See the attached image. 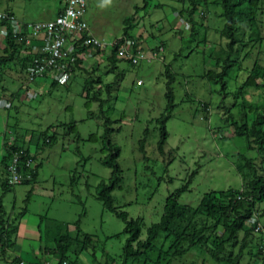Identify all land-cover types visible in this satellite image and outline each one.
<instances>
[{
    "label": "rangeland",
    "instance_id": "rangeland-1",
    "mask_svg": "<svg viewBox=\"0 0 264 264\" xmlns=\"http://www.w3.org/2000/svg\"><path fill=\"white\" fill-rule=\"evenodd\" d=\"M205 1L197 6L194 18L200 10H207L211 16L199 20L203 26L210 21L214 25L199 26L191 34V23L179 15L178 0H86L84 18L91 32L106 43L122 35L124 18L134 13L131 21L139 25L129 30L140 35L143 51L163 44L161 53L150 61L131 64L118 57L110 69L108 44L101 54L85 55L70 77L54 85L47 74L29 80L26 70L17 73V59L2 66L0 79L6 89L0 87V93L11 98L12 91L19 87L21 91L13 96V106L0 107V159L3 142L17 138L34 156L31 168L38 166L34 179L6 190L2 182L8 181L9 174L0 161V218L10 229L16 227L11 244L0 253V264H20L12 262L15 257L21 264H57L52 236L42 229L55 234L61 231L59 224L68 222V230L74 234L76 220L92 242L79 252L68 250L65 264H104L111 260L109 256L114 259L109 264H119L127 237L125 224L97 196L99 183H107L111 172L102 160L114 147L118 149L120 180L111 190L113 205L128 218L142 219V237L146 227L160 218L167 195L185 183L187 190L178 200L192 206L209 190L242 188L243 180L234 165L237 155L259 157L231 124L233 119L241 121V97H235L234 91L245 73L234 68L231 74H237V80L226 79L224 89L205 75L214 64L212 42L220 46L226 42L219 4ZM63 3L0 0V10H10L16 20L29 23L54 17ZM2 46L0 34V53ZM259 51L253 47L242 66L248 69L257 53L264 63V47ZM167 64L173 73L169 86L172 106L165 96ZM96 78L100 83H88ZM164 114L169 116L162 124ZM162 125L167 138L159 150ZM43 136H50V142H44ZM258 166L260 169L264 162ZM258 206L264 208V200ZM259 217L264 222V214ZM245 225L249 227L250 221ZM252 240V246L259 242L258 237ZM196 251L172 264H200L203 253ZM256 262L246 253L240 260V264Z\"/></svg>",
    "mask_w": 264,
    "mask_h": 264
},
{
    "label": "trees",
    "instance_id": "trees-1",
    "mask_svg": "<svg viewBox=\"0 0 264 264\" xmlns=\"http://www.w3.org/2000/svg\"><path fill=\"white\" fill-rule=\"evenodd\" d=\"M185 1L188 3L183 6L182 4ZM215 2L219 4L221 10L223 22L221 32L226 42L223 46L212 42L214 46L210 57L213 59L214 64L213 68L208 69L205 75L210 79H214V81L220 82L224 89L228 79L237 80V74L233 77L231 74L234 68L238 70V73L240 71L245 73L244 79L234 91L235 97H241L240 104L242 107L238 112L241 115V121L233 119L231 124L234 125V132L237 135L245 137L247 146L258 152L259 157H256L259 159L257 161L256 157H248L239 153L234 165L243 180L242 188L209 190L201 195L196 206L180 203L178 200L181 193L187 190L188 183L170 192L165 199L160 218L146 227L145 235L142 237V219L140 217L128 218L125 211H121L113 205L111 190L120 180V168L116 162L118 149L114 147V151L102 160L103 164L111 168V172L107 183L103 181L99 183L97 196L104 206L115 212L125 224L123 233H126L127 237L122 247L119 264H172L174 260H182L191 250H198L197 253H203L200 264H240L244 253L250 255V260H255V262L257 260V264H264V235L255 232L254 225V227L249 226L247 228L245 225L251 218H253L252 223L262 222L259 215L264 214V208L258 206L259 202L264 200V166H260V169L258 166L264 162V63L260 61L258 55L259 50L264 47V0H215ZM178 3L182 6L178 10L179 15L185 16L186 21L191 23V34H196L199 26L213 27L215 21L211 22L210 18L211 25L206 24L203 26L199 20L207 14L208 17L211 16L210 13L206 12L207 10H200L197 19L194 18L197 6L205 4V0H178ZM135 8L138 9L139 6H135ZM60 10L61 8L56 15ZM2 11L7 15L14 16V13L10 10ZM132 15L125 17L123 20L125 27L121 38L110 45L111 50L107 56L110 69H113L116 61H118V50L123 38L127 37L134 40L140 38V35L130 33L134 25H139L138 21L134 23L131 21ZM0 25L5 26L8 30V33L2 39L0 73L2 66L13 59H17V63H15L17 67L14 68L17 73L27 71L33 58L39 57L38 52L35 53L30 50L32 46L25 43L22 33L16 34L18 38L12 34L10 21L3 19L0 21ZM204 38H206V34ZM158 46H163V44ZM158 46H156V49H158ZM255 46L258 49L257 57L247 69L242 66L243 60L250 55L251 49ZM104 47H96L90 44L88 46H76L72 54L75 57L72 71L82 64L83 55L87 52L101 54ZM164 74L167 78L165 96L168 99V105L172 106V92L169 86L173 81V73L168 64ZM57 81L54 78L51 84L54 85ZM100 81L99 78H96L88 81V83L98 84ZM0 85L1 90L5 91L6 84L2 83L1 79ZM252 88L255 91H251ZM20 91L21 88L19 87L10 93L11 98L7 97L6 99L12 100L13 96H19ZM94 97L95 99L98 98L96 95ZM11 106H13L12 101ZM168 116V114H164L161 117L162 124ZM106 134H108V130H106ZM166 138L167 133L164 125H162L158 141L159 150L162 149ZM50 140V136H43L44 142H50ZM18 141L17 138H14L11 143L3 142L4 153L0 161L3 170L8 172L7 168L13 156L19 154L16 170L24 178L21 182H28L34 179L38 164L34 168L27 165V162L32 160L34 156L31 155L28 147L24 148ZM107 142L108 147L112 149L109 137ZM2 183L6 190L15 185L10 184L5 179ZM78 223L79 220L74 222L77 228L74 234H71L68 230V222L59 224L61 231H56L55 234L52 231L46 232L45 227V229H42L45 234L52 236V249L58 255L57 264L67 263L68 250L73 249L74 252H79L87 249L88 245L91 244L92 237L85 232H81ZM0 224V253H2L11 244L13 238L11 239L10 235L11 233L15 234L16 227L10 229V225L4 224L1 218ZM241 232L243 234L239 237ZM255 237L259 238V242L253 244L255 250H252L251 241ZM237 245L238 248L235 250ZM39 247L42 249V246ZM108 258L111 260H106L104 264H109L114 260L110 256ZM16 260H18V263L21 262L16 257L12 259V262Z\"/></svg>",
    "mask_w": 264,
    "mask_h": 264
},
{
    "label": "built area",
    "instance_id": "built-area-1",
    "mask_svg": "<svg viewBox=\"0 0 264 264\" xmlns=\"http://www.w3.org/2000/svg\"><path fill=\"white\" fill-rule=\"evenodd\" d=\"M85 11L86 0H64L60 12L55 17L21 23L13 15H7L0 10V21L3 19L10 21L12 34L19 35L22 33L25 43L32 46L30 50L39 54V57L33 58L27 69L29 80L46 74L57 80L68 78L72 73V65L75 64V57L72 54L76 46H88L90 44L96 47H104L116 43L121 38V36L115 37L110 43L99 40L90 31L84 18ZM7 33L6 27L0 25L1 40ZM159 50L161 51L162 47H159ZM88 54L89 52L85 55ZM157 54V51L151 50L144 52L138 41L127 37L123 38L118 50V56L127 58L134 64L140 60L150 61ZM8 103L0 100V106L8 105ZM18 161L19 154H15L7 168L8 182L12 185L20 183L23 179V176L16 170ZM29 163L28 161L27 165ZM255 230L264 231V227L257 224Z\"/></svg>",
    "mask_w": 264,
    "mask_h": 264
},
{
    "label": "clouds",
    "instance_id": "clouds-1",
    "mask_svg": "<svg viewBox=\"0 0 264 264\" xmlns=\"http://www.w3.org/2000/svg\"><path fill=\"white\" fill-rule=\"evenodd\" d=\"M186 23H188V22H186ZM189 24V23H188ZM90 28V27H89ZM93 34V33H92ZM94 35V34H93ZM136 41H138V43H139V45H140V47L143 49V47H142V40L139 38L138 40H136ZM159 47H162V50L164 49V47L163 46H158V49H156L157 47H155V49H152L153 51H157L158 53H161V51L159 50ZM151 50V51H152ZM157 56V55H156ZM120 57V56H119ZM121 58H123V57H121ZM155 58V57H154ZM124 59H127V58H124ZM128 61H129V59H127ZM131 62V61H130ZM132 63V62H131ZM132 64H134V63H132ZM137 64V63H136ZM0 100H3V101H5V102H9L8 103V105H2V106H0L1 108H4V107H10L11 106V100H9V99H6L7 97H5V96H3V95H1V93H0ZM30 163L28 164V166L29 167H31L32 165H31V160L29 161ZM24 179V178H23ZM253 222V218H251L250 219V223H251V225L250 226H256L257 224H261L263 227H264V224H263V222H259V221H257V224H255V223H252ZM253 226V227H254ZM254 231L255 232H258V231H256L255 230V227H254ZM258 233H260L261 235H264V231H259ZM22 263V261L20 262V264Z\"/></svg>",
    "mask_w": 264,
    "mask_h": 264
}]
</instances>
